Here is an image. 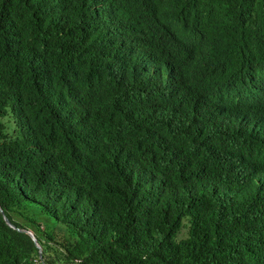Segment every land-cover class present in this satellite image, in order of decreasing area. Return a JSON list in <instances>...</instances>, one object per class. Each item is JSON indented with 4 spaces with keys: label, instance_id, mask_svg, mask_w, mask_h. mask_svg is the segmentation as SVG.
Returning <instances> with one entry per match:
<instances>
[{
    "label": "trees",
    "instance_id": "1",
    "mask_svg": "<svg viewBox=\"0 0 264 264\" xmlns=\"http://www.w3.org/2000/svg\"><path fill=\"white\" fill-rule=\"evenodd\" d=\"M139 1L212 78L146 60ZM258 130L264 0H0V207L42 250L0 212V264H264Z\"/></svg>",
    "mask_w": 264,
    "mask_h": 264
},
{
    "label": "clouds",
    "instance_id": "2",
    "mask_svg": "<svg viewBox=\"0 0 264 264\" xmlns=\"http://www.w3.org/2000/svg\"><path fill=\"white\" fill-rule=\"evenodd\" d=\"M137 3L139 15L134 22L151 20L157 15H166L155 27L157 34L152 35V43L146 48V60H151L165 73L177 74L183 69L190 67L193 77L199 82L212 78L206 71L203 57L197 51L195 39L187 31V16L183 13L172 11L162 12L155 6H145L142 1ZM179 38L183 42H180ZM146 39L150 40L151 36L147 35ZM195 98L198 101L202 99V104L203 100L210 103L207 110L201 109V113L208 115V117L211 113L221 109L228 101L224 90L213 85L198 86L197 90L193 91L187 98L188 105ZM256 135L257 141L264 147V133L261 134L258 130Z\"/></svg>",
    "mask_w": 264,
    "mask_h": 264
},
{
    "label": "water",
    "instance_id": "3",
    "mask_svg": "<svg viewBox=\"0 0 264 264\" xmlns=\"http://www.w3.org/2000/svg\"><path fill=\"white\" fill-rule=\"evenodd\" d=\"M0 212L4 215V211H3V209L1 207H0ZM4 220L7 223V225H9L10 227L18 230L19 232L28 233V234L32 235L35 245L40 249V254L42 253V250H41V247H40V245L38 243V240H37L36 236L34 235V233L32 231L22 230V229L16 228L15 226H13L11 224V222L9 221V219L5 215H4Z\"/></svg>",
    "mask_w": 264,
    "mask_h": 264
}]
</instances>
